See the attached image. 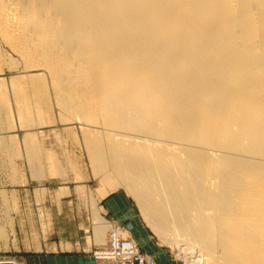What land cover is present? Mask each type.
<instances>
[{
    "label": "bare ground",
    "instance_id": "obj_1",
    "mask_svg": "<svg viewBox=\"0 0 264 264\" xmlns=\"http://www.w3.org/2000/svg\"><path fill=\"white\" fill-rule=\"evenodd\" d=\"M0 39L95 118L158 239L264 264V0H0Z\"/></svg>",
    "mask_w": 264,
    "mask_h": 264
},
{
    "label": "rangeland",
    "instance_id": "obj_2",
    "mask_svg": "<svg viewBox=\"0 0 264 264\" xmlns=\"http://www.w3.org/2000/svg\"><path fill=\"white\" fill-rule=\"evenodd\" d=\"M6 43L0 39V262L21 264L27 254L48 250L57 232L88 235L96 227L90 215L94 203L98 209L104 195L121 192L132 200L153 241L180 264H221L219 256L204 251L195 259L168 235L158 239L113 161L110 138L94 129L95 118L83 126L87 114L64 109L48 75L42 88L38 80L44 79L28 74ZM12 61L19 66L14 71L7 66ZM110 233L105 245L91 252L94 264V253L107 246Z\"/></svg>",
    "mask_w": 264,
    "mask_h": 264
},
{
    "label": "crops",
    "instance_id": "obj_3",
    "mask_svg": "<svg viewBox=\"0 0 264 264\" xmlns=\"http://www.w3.org/2000/svg\"><path fill=\"white\" fill-rule=\"evenodd\" d=\"M96 210L90 213L96 227L88 235L57 232L48 250L27 254L21 264H94L91 252L106 241L114 226L122 227L123 237L132 239L156 264H180L172 251L153 241L132 200L125 194L104 195Z\"/></svg>",
    "mask_w": 264,
    "mask_h": 264
},
{
    "label": "built area",
    "instance_id": "obj_4",
    "mask_svg": "<svg viewBox=\"0 0 264 264\" xmlns=\"http://www.w3.org/2000/svg\"><path fill=\"white\" fill-rule=\"evenodd\" d=\"M94 257L97 264H154L140 253L135 244L117 239L113 232L109 235L107 246L96 251Z\"/></svg>",
    "mask_w": 264,
    "mask_h": 264
},
{
    "label": "water",
    "instance_id": "obj_5",
    "mask_svg": "<svg viewBox=\"0 0 264 264\" xmlns=\"http://www.w3.org/2000/svg\"><path fill=\"white\" fill-rule=\"evenodd\" d=\"M0 264H15L13 262H0Z\"/></svg>",
    "mask_w": 264,
    "mask_h": 264
}]
</instances>
